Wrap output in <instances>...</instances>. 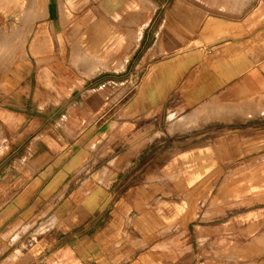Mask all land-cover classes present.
Instances as JSON below:
<instances>
[{
  "label": "crops",
  "instance_id": "0c3cea01",
  "mask_svg": "<svg viewBox=\"0 0 264 264\" xmlns=\"http://www.w3.org/2000/svg\"><path fill=\"white\" fill-rule=\"evenodd\" d=\"M78 1L69 3L64 12L57 0H33L36 18L23 50L16 55L18 62L26 64L22 66L25 73L16 67L19 79L12 75L0 82V264H201L200 250L221 248L223 217L235 226V232L248 224L264 227V124H250L264 114L254 109L251 114L256 116L239 115L240 110H252L249 103L264 105L260 101L264 94V0H135L130 25L119 22L108 34L105 21L98 18L88 33L73 42L71 65L83 68L88 77L109 69V44L121 60L143 39L140 28L150 5L151 24L156 25L141 63H149L145 84L151 101L160 96L157 105L172 104L167 121L173 114L180 119L206 103L216 110L227 101L229 107L222 112L202 116L195 125L183 121L178 130H190L211 117L236 116L240 122H249L245 127L197 132L199 138L212 137L213 141L187 148L181 145L174 162L151 165L150 180L139 182L121 201L115 199L111 177H99L97 186L85 192L68 187L67 175L77 160L63 165L61 136L47 133L55 113L42 111L44 105L60 104L66 96L61 63L53 66L48 60L51 54L60 55L62 41L54 27L53 9L64 24L66 10L73 12ZM114 1L115 6L121 4V0ZM29 2L0 0V25L7 28L6 33L0 31V38H12L11 24L19 25L13 30L29 28L30 21L23 25L14 19L15 13L30 7ZM51 40L57 41V49L49 47ZM159 41L164 42L160 50ZM11 47L0 57L11 59ZM30 60L35 65L29 66ZM122 66L119 62L115 69ZM253 96L260 97L256 102L248 99ZM244 103L247 107L238 110ZM173 130L177 129L167 124L165 131ZM160 133L154 131L151 138ZM139 142L134 141L118 162L129 163L130 156L140 151ZM47 154L53 155L47 159ZM191 164L204 174L197 178L189 174L190 169L175 175V170ZM160 168L167 170L165 176L158 175ZM222 170H229L228 177ZM194 184L212 186V191L204 187L193 193L189 186ZM229 187L235 195L223 196ZM50 220L54 223L47 227ZM20 233L27 243L13 255L16 243H10Z\"/></svg>",
  "mask_w": 264,
  "mask_h": 264
},
{
  "label": "rangeland",
  "instance_id": "374dc122",
  "mask_svg": "<svg viewBox=\"0 0 264 264\" xmlns=\"http://www.w3.org/2000/svg\"><path fill=\"white\" fill-rule=\"evenodd\" d=\"M57 1H59L58 4L61 6L59 10L63 9L64 12L69 3H73V0ZM134 2L135 0H121V4L115 6L116 1L114 0H80L77 5L75 4L73 12L66 10V22L64 24L58 22L57 10L53 9V16L54 18L56 17L54 27L61 35L62 41H60V46H58L61 47L59 50L60 55L51 54V58L48 60L53 61V66L61 63L62 72L64 71V73H62L63 78L60 79L63 81V90L66 96L60 104L53 105L48 103L42 107L43 112L48 114L55 113L54 117L52 115L54 122L47 124V133L53 135L55 132L56 136L60 134L63 151L59 155H61L63 165L71 159L77 160L76 166L67 175L70 180L68 187L79 188V191L85 192L97 186L96 182L99 181V177H111V180H114L112 189H115L114 192L117 194L115 197L116 201L126 200L127 195L133 192L135 186H139V182L144 184L145 180H150L149 170L151 165L176 160L175 157L178 155V150L176 149L180 148L181 145L187 148L204 143L203 140L211 139L213 141L212 137L199 138L198 134H196L197 132L205 130L213 132L221 128L245 127L249 123L240 122L236 116V119L234 116L211 117L190 130H178L183 121L187 125L197 124L202 116L215 113L213 107L211 108L212 111L204 108L193 110L182 116L180 120H178V114H173L169 117L171 119L167 121L168 110L173 109L172 104L157 105L160 102V96L157 99L154 96L153 101H151L149 88L145 84L149 75V63H141L149 48L150 33L155 29L156 25L153 21V24H151L150 12L152 9L150 5H146L149 8V12L146 22L140 28V39L142 37L143 39L141 41L138 40L135 46L121 60L112 54L115 51V47L109 44L108 51L111 55L106 57L109 69L102 70L96 75L88 77L84 74L83 68H75L70 64L71 45L82 33H88L91 25L98 18H102L105 21L108 34L119 22L130 25L129 21L133 12ZM21 11L23 12L24 9ZM21 11L19 14L15 13V21L20 24V22H25V19H27L26 23L30 21V27L35 16H30L28 13L26 15L22 14ZM30 18L31 20H28ZM17 26L19 25L12 24L8 28L9 35L15 40H12L15 44H10L12 45V50L14 49V54L11 59L0 57V82L5 81L12 75L14 80L19 79V74L15 72L16 67L22 74L25 73L23 68L26 64L18 62L16 56L20 51V47L16 48V44L20 42L16 40L18 32L12 29ZM6 30L7 28L5 29L4 25H0V31L6 33ZM2 42L3 40L0 38V43ZM163 43L161 41L158 42L159 50ZM57 45H59L57 41L51 40L49 42L51 49L53 47L57 49ZM6 50L0 53H4ZM24 60L29 61L28 58ZM119 62L123 63V66L120 69H115L116 64ZM31 63L35 65L33 60H30L29 66H31ZM22 66L24 67L22 68ZM31 79L34 81V75H32ZM26 80H29V78H26ZM142 89L146 91L144 94L141 93ZM259 97L253 96L248 99L256 100ZM262 101H264V98ZM251 106L253 110L256 105L254 106L253 104ZM218 108L219 112L224 110V107L219 106ZM174 111L177 113L178 108ZM252 114L250 113V116H256ZM239 115L246 116V114L240 113ZM251 123L264 124V117H256L252 119ZM167 124L177 130L167 133L165 131ZM156 130H160L161 133L151 138V133ZM137 139H140L138 144V147H141L139 153L130 156L129 163L125 161L119 163L120 156L128 151ZM52 155L47 154V159ZM196 158L197 155H195ZM111 160L112 162H110ZM190 169L191 173L189 174L197 178L204 174L201 171L193 170V164L187 166L184 170H175L177 174L176 172L174 173L175 175H180L181 171L187 173L190 172ZM228 171L222 170V173H226L225 175L228 177ZM158 172L159 176L167 174V170L162 168L158 169ZM168 173H171V170ZM189 187L191 191H194L193 193L204 187L206 190L212 191V186L194 184ZM232 194L235 195V192L234 190L232 192L231 187L226 192H223V196ZM202 198L205 200L206 196ZM222 204L227 203L223 200ZM211 207L212 204L208 208ZM222 222L221 248L200 250L199 262L201 264H264V227L261 225L254 226L257 224H248V226H239L237 232H235V226L231 227L229 225L228 218L223 217ZM52 223L54 221H48L47 224L49 225L47 227L51 226ZM257 229L260 232L255 231ZM38 233L40 232L38 231L36 234ZM36 234H31V237L35 238ZM24 235L23 233L18 234L14 241L10 243H16L14 244L16 249L13 255L19 254L21 249L26 246L27 242L24 241ZM7 246L5 245L2 252L6 251ZM205 260L207 261L206 263H204Z\"/></svg>",
  "mask_w": 264,
  "mask_h": 264
},
{
  "label": "bare ground",
  "instance_id": "6f19581e",
  "mask_svg": "<svg viewBox=\"0 0 264 264\" xmlns=\"http://www.w3.org/2000/svg\"><path fill=\"white\" fill-rule=\"evenodd\" d=\"M15 1V0H14ZM24 1V0H23ZM7 2H9V1H6L5 3H7ZM12 2V1H11ZM10 3V2H9ZM8 3V4H9ZM15 3V2H14ZM31 3H34L33 2V0H31V2H29V6L30 7H28V9H26V10H24L23 12L21 11V13L23 14H25L26 12L28 13V15H30V16H33V14H35L36 12V10L35 9H32V7H31ZM11 4V3H10ZM37 4V3H36ZM36 4L34 5V7L36 6ZM38 4H39V2H38ZM24 5V4H23ZM11 6V5H10ZM9 6V7H10ZM38 6V5H37ZM33 7V8H34ZM11 8V7H10ZM18 8V7H17ZM22 8V7H21ZM36 8V7H35ZM20 9V8H19ZM11 10H13V9H11ZM9 11V10H8ZM9 13V12H8ZM19 13H20V11H19ZM38 14L39 13H37L36 14V16H38ZM26 15V14H25ZM22 18H24V17H22ZM32 18V17H31ZM31 18L30 19H28V20H31ZM36 18V17H35ZM33 19V18H32ZM26 20L27 19H25V22H26ZM23 22V21H22ZM24 22V23H25ZM23 24V23H22ZM12 25V24H11ZM24 25V24H23ZM22 25V26H23ZM16 28V27H15ZM29 29H30V27L29 28H27V29H25V28H19V29H15V31H17L18 33V35H17V38H16V40H17V42H20L19 44H16V48H19L20 47V49L21 50H23V47H24V44H25V39H26V36L28 35V33H29ZM13 30V29H12ZM11 32V31H10ZM14 32V31H13ZM7 36V35H6ZM19 36V37H18ZM11 39H13V37L11 38ZM10 39V37L8 36V37H5V38H2V40H3V42L2 43H0V52H2V51H4V50H6V49H8V47H9V45L11 44V43H13L12 41H10L11 40ZM14 40V39H13ZM15 41V40H14ZM14 50V49H13ZM8 53H9V49H8ZM77 60H79V58L77 59ZM82 60V59H81ZM76 61V60H75ZM74 61V62H75ZM82 62V61H81ZM94 71V70H93ZM261 97H262V99L261 100H263V98H264V94H261ZM260 97V98H261ZM241 100V99H240ZM253 100V99H252ZM260 100V101H261ZM242 101H243V99H242ZM241 101V102H242ZM253 101H255V100H253ZM259 101V102H260ZM246 102V101H245ZM249 102H251L250 100H249ZM256 102V101H255ZM254 102V103H255ZM230 103V102H229ZM258 103V102H257ZM262 104H263V102H261ZM226 104H227V101H226V103H225V107H226ZM231 104V103H230ZM229 104V105H230ZM247 104H248V102H247ZM262 104H255L256 106L254 107V109H256L257 111L256 112H258L259 114L260 113H263L264 114V105H262ZM249 105H251V103H249ZM249 105H247L248 106V108H253L252 106H249ZM253 105V104H252ZM224 106V104H221L220 105V107H223ZM228 106V105H227ZM230 106H232V105H230ZM246 105H245V103L244 104H241L240 106H238V110H239V108H242V107H247ZM225 107H224V109H225ZM229 107V106H228ZM205 110H212L211 108H212V106L210 105V104H208V103H206L205 105H204V107H203ZM231 108V107H230ZM233 108V107H232ZM253 109V110H254ZM238 110H237V112H238ZM252 110V111H253ZM220 110H219V108H217L216 110H215V112H219ZM232 111H236V110H232ZM251 110H249V111H244V113L243 112H241V110H240V114H246V115H250V113L252 112ZM236 112V113H237ZM194 113V112H193ZM202 114V113H201ZM264 116V115H263ZM182 117H180V119H181ZM179 118H178V120H180ZM189 124V123H188ZM192 125H195V123H193ZM158 132V131H157ZM161 132V131H160ZM141 144V143H140ZM106 179V178H105ZM31 225V224H30ZM23 226V225H22ZM39 228H41V226L39 227ZM19 232V231H18ZM16 238V237H15ZM1 239V238H0Z\"/></svg>",
  "mask_w": 264,
  "mask_h": 264
}]
</instances>
